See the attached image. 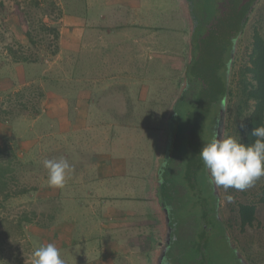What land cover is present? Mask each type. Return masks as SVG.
<instances>
[{
  "label": "crops",
  "instance_id": "1",
  "mask_svg": "<svg viewBox=\"0 0 264 264\" xmlns=\"http://www.w3.org/2000/svg\"><path fill=\"white\" fill-rule=\"evenodd\" d=\"M189 2L186 0V13L182 0H58L55 3V53L39 63L12 62V93L31 88L33 100L37 101V111L27 106L21 111L17 105H13L16 111L12 110V138L20 151L18 156L29 169L35 170L32 185L19 196L26 200L39 199L40 215L45 214L47 207L52 208L51 215L58 214L65 202L90 216H96V210H100L99 221H93L101 234L91 236L90 230L84 237L93 238L94 243L82 257V264H129L133 254H141L142 247L155 249L156 255L162 242L165 244L162 264H181L186 257L185 252L177 256L174 242L169 243L168 219L161 224V220H165L162 212L153 202L154 198L145 194L148 189L155 193L153 186H160L159 177L162 176L160 191L166 196L169 194L171 200L188 193L195 198L197 194L192 182L184 178V184L190 190L183 193L177 186L182 182L172 185L175 182L167 176L169 172L178 174L181 169L179 161L168 155L172 150V139L167 140L165 127L173 116L179 88L184 82L182 76L184 72L186 76L188 65L187 50H183V45H177V49L172 45L167 47L160 36L170 30H163L167 27L160 24L192 23L188 17ZM178 11L182 14L180 17ZM178 31L185 32V29ZM160 118L162 125L158 139L148 143L154 158L147 176L152 178L148 182L146 176L141 177L144 182L131 191L133 195L118 196L132 202L111 206L101 192H110L113 183L117 188L120 180L128 178V168L136 167L138 163L130 161L127 164L123 156H114L100 144L113 143L117 138L128 149L138 148L143 143L136 145V142L146 132L141 120L157 121ZM46 119L50 120L49 124ZM154 129L156 126L148 128L151 132ZM95 148L105 151L96 154ZM65 151V155L56 153ZM71 152H75L77 161L68 162L72 170L75 168L76 175L71 171L63 187L49 186L43 160L69 159ZM82 153L90 158L81 160ZM38 161L41 165L37 169L33 165ZM167 166L173 168L168 172ZM148 202L153 212L146 211ZM26 205V209L29 205L33 207L31 201ZM36 209H33L35 215ZM165 210L168 214L169 209ZM70 221L63 229L57 228L60 223L56 227L50 226L51 223L41 226V244H54L62 249V253L72 244H79L81 239H73L70 231L74 218ZM161 225L166 230L164 241L161 240L164 230ZM50 233L56 237H50ZM65 262L71 264V260Z\"/></svg>",
  "mask_w": 264,
  "mask_h": 264
},
{
  "label": "rangeland",
  "instance_id": "2",
  "mask_svg": "<svg viewBox=\"0 0 264 264\" xmlns=\"http://www.w3.org/2000/svg\"><path fill=\"white\" fill-rule=\"evenodd\" d=\"M0 1L6 8L3 13H0V62L2 64V66H0V149L3 150V153L0 154V162L4 164L7 160H9L12 166V150L15 151L17 154L20 153V151L17 150V144L15 139L12 138V110L16 111L13 105H15V102L18 100V98L21 99V101L23 100L27 107H32V105L35 104L37 101L33 100L32 92L30 91L31 88H23L20 89L19 93H15L16 91L12 93L11 78L13 60L12 55L6 50V47L12 46V50L15 52V55L25 57L30 61L32 60L37 63L42 62L46 58L53 55L56 44V39H54V36L55 32L57 31V24L55 22V3L58 0ZM164 1L165 0H161V2ZM252 1L255 2L252 6L251 11L249 12L246 23L243 26V29L240 28V32L242 30L241 36L236 35L234 41L237 46V50L232 67L233 73L239 69L240 65L244 61V55L246 53L247 48L249 47L251 34L254 28L257 27L260 33L264 35V0ZM252 1L192 0V3L189 2L190 8L188 11V17L190 18V21L192 20V23L186 24V22L184 21L185 23H182L183 27L182 24L176 23V21H174L173 24H160L161 27H167L163 28V30L170 29L160 34L162 38L161 41H163V43H166L167 47L168 45H172V48L174 49H177V45H183V50L186 49L187 55L189 53L191 57V60L189 61L187 66L189 76H192V74L201 76L204 73H206L207 75L208 67H211L212 69H217L220 66V69L222 70V62L225 61V53L222 49L225 41V29L227 27V21L223 20L225 18L227 20L229 19L228 21L230 22H234L235 19H238V14L236 15L235 19H232L234 18L233 14L231 15L232 17L230 15L228 16L229 6L227 5V3L229 5L237 6L239 5L238 3L242 2L245 6L246 4ZM178 14L180 17L181 12L178 11ZM19 16H21V18L23 19L21 20V22L18 20ZM214 16L218 21L215 22L216 24L211 23L210 21V19ZM179 17H177V19ZM182 19L184 20L183 16ZM202 19L205 20L204 22H206L204 26L202 24L197 23L199 20L202 21ZM216 26L218 29L216 28ZM234 26L235 29L239 27L237 22L234 24ZM181 28H184L185 32H179L178 29ZM25 30L26 32H28L27 35L25 33ZM186 34L187 38H185ZM185 44L187 45V48H185ZM210 56L212 63L210 62L207 65L206 63L208 62V58ZM235 78L233 79L235 80ZM230 79L232 80L231 76ZM185 81H187V79ZM21 95L26 96L20 98ZM28 98L30 100L26 101ZM38 99L39 98H37V100ZM190 101L191 99L188 100V102H182L180 105L182 108L185 109L186 112L191 109L192 102L190 103ZM141 121H143V125L146 126V132L144 133L143 137L140 136V139L137 140L136 145L143 143L139 145L138 148L133 147L128 149L124 145L122 146L121 141L115 137L113 143L108 142V144H100L102 145V149L108 150V152L114 154V156H123L127 164H129L130 161L138 163L136 167L128 168V178L120 180L121 184L119 185L117 183L119 185L117 188L116 184L114 185L113 183V187L109 189L110 192H101L103 197L107 199L106 202L111 203V206L117 207L119 205H126L127 203L132 202L130 200H127L126 197L118 196H123L125 193L127 195H133L134 193H131V191L136 190L138 188L137 186H139L140 183L142 185V183L144 182L143 180H141V177L146 176L148 182L152 178L151 175L147 176L148 170L150 171L149 167L152 164V157L154 158V154H150L151 147L148 143L150 141L152 142V140H155L156 138L158 139V131H160L161 129L162 118L157 119V121H154L153 119H145ZM185 121H187V118H184V122ZM46 122L47 124H49L50 120L46 119ZM154 122L156 123L155 125ZM204 123H206L207 127L205 126L203 129V141L206 142L207 137H209L210 135L207 121ZM154 126H156V129H154L152 132L148 130V128ZM8 133L10 134L8 135ZM23 136H25L24 133ZM231 136H233V133L231 134ZM98 137L101 138L100 135H98ZM189 139L192 141L194 140L192 136H190ZM129 144L132 145L133 142ZM177 144L178 148L181 149L185 157L194 156L195 152L193 151V148L191 146L187 147L186 145H184L183 140L178 138ZM173 145L174 142L172 143V146ZM174 147L176 146L174 145ZM99 149L100 148H95L96 154L105 151ZM56 153L65 155L67 152L65 151ZM171 153L172 150L168 153V155H171ZM71 154L72 158L66 160L71 161L72 159H76L77 161L75 152H71ZM87 158H90L88 154L83 155L82 153L80 155L81 160ZM148 162H150V164H148ZM40 165V161H38L33 166H36L38 169ZM172 168V166H167L166 170L169 172ZM34 171L35 170L32 167L29 169V167L26 166L24 163L18 165L15 171L16 183L28 185L27 187H30L32 185V177H34ZM75 171V168H73L71 174L76 175ZM178 171V174L173 175L171 174L172 172H169L167 174V176L175 182L172 183V185L181 181L182 184H178V188H180L183 193L187 192L190 189L187 190V185L184 184L183 180L185 178V181H187L188 177L186 176V174H189L191 180L188 181L192 182L191 185L193 183H195L196 185L197 194L194 195L195 198L191 197V193H188L185 195V197L174 196L171 200L169 194H167V197L164 192L160 191L161 180L163 181V176L159 177L160 186H153L155 193H152L148 189V192L145 194L147 196L151 195V197L154 198L153 202L155 203L158 210L162 212L165 218V222L166 217L169 216L172 223L176 222V228L174 229V231L179 237L177 242L180 241L181 235L186 234L190 230H198V226L196 224L197 222H200L198 220L200 217L199 214L201 212L202 206L205 207V210H210L211 208H214L213 211H215V213H218L220 211L219 214L224 224L222 223L221 226L212 225L210 229V238H204V240H209L208 245L213 244V242H216L214 236L218 237L220 242L223 244V227H226V225L228 226L231 224L228 230L229 237H231L230 240H232V242L237 247L236 249L239 254L243 257V260L246 261L247 264H264V177H260L254 182L251 187L247 188L244 191L229 189L228 192L225 193L223 188L214 189L213 185L209 183L207 170H195L193 168V165L186 163V165L184 164ZM194 172H196V174H194ZM131 173L134 176H132ZM90 185L92 186V184ZM131 187L134 188L129 190ZM164 188L167 190L165 186ZM81 190L84 191L82 187ZM159 192L161 193V197ZM74 195L76 196V192ZM226 195H231L232 200L230 202L225 199ZM216 197L219 198L220 203H214ZM24 200L26 202L31 201L33 207H30L29 205V209H26L27 205ZM13 201L14 202L12 203V199L8 200L7 203L10 204H7L5 209L4 207H0V264H31L33 248L35 246L37 247L39 243V239L36 237H39V235H41V230L39 229L41 228V226H47L48 223H51L49 224L50 226L53 224L55 227L60 223L61 225L57 228L63 229L64 224L71 223L72 221H70V219H72V217L74 218L75 223H72V228H70L71 235L73 239L81 240H78L79 244H72V246L65 248L63 250V253L62 249L59 250L60 256L63 257L61 258L64 261L71 260V264H82V257L84 255L86 256L88 247L90 246V244L94 243L93 238H84L87 233L91 230V236L101 234L97 231V226L94 223V221L96 222L97 219L99 221V209L96 210V216H90V214H87L86 212L80 213L81 208L77 207L76 209L71 203L65 202L63 207L59 209L58 214L51 215L52 208L47 207L46 210L44 209L45 214L40 215L39 212L41 211V209L39 207L41 204H39V199L26 200L25 198L21 199L20 196H18L13 199ZM83 202L84 201H82L81 203ZM237 202L255 203L256 220L252 226H246L244 229H240L238 225V215L236 211ZM3 204L5 205L6 202H4ZM36 205L38 206L35 207ZM33 208H37L36 211L38 212L34 217L32 216V214H30L31 209ZM148 208L149 209L146 210L147 212H153L152 206L149 202ZM165 209H169L170 213L168 210L167 214ZM24 214H27L26 217L28 219H31V223H24L22 232H20L19 229L15 230L14 225L13 227L7 226L2 221V218H4L5 216H8V218L10 219L13 218L15 220H18L20 217L23 218ZM37 222H39L41 225H38ZM58 229L56 230L58 231ZM51 231V233L55 232L53 228H51ZM51 233L49 236L55 238L56 236L51 235ZM198 239L199 238H196V240ZM224 247L225 249H223ZM223 248L222 250L225 251V255L223 256L225 258V263L228 262L229 255H231L232 260H235L234 264H241L239 261L236 260L234 254L232 255V253H234L233 250L231 253L226 247V244L223 245ZM132 256L133 257L129 264H151L150 261L155 256V249L147 250L146 247H142L141 254H139V256H137L136 254H133ZM183 258L189 259L190 257ZM65 264L68 263L65 262Z\"/></svg>",
  "mask_w": 264,
  "mask_h": 264
},
{
  "label": "trees",
  "instance_id": "3",
  "mask_svg": "<svg viewBox=\"0 0 264 264\" xmlns=\"http://www.w3.org/2000/svg\"><path fill=\"white\" fill-rule=\"evenodd\" d=\"M190 1L192 3V0ZM254 2L255 1L249 2L245 6L242 2L238 3L239 5L237 6L229 5L227 3V5L229 6L228 16H231L233 14L234 18L232 19H235L236 15L238 14V19H235L234 22H230L228 21L229 19L227 20L225 18L223 20L227 21V27L225 29L226 33L224 37L225 41L222 49L225 53V61L222 62L223 71L220 69V66L217 68L218 70L208 67L207 75L206 73H204L201 76L194 74H192V76H189L186 69L185 79H187V81L183 82L182 86L179 88L181 95L177 98V102L175 103L173 108V116L169 120H167L165 127L167 140L171 138L172 143L174 142V145L176 146L174 147L173 145L171 147V156L174 160L177 159L179 161L181 167L184 164L186 165V163H189L190 165H193V168L195 170L206 171L199 156V150L202 147L203 143H205V141H203V129L206 126V123L204 122L207 121L209 126L210 136L207 137L208 141L211 139V137L215 136L218 114L223 98H225L226 100L224 136H231V134L233 133V136L239 138L241 143H251L255 139L251 136L252 129L258 125H264V35L260 33L257 27L252 31L250 44L244 55V61L240 65L239 69L234 73L232 69L234 60L232 61L230 71L232 80L229 78V83H227V63L230 59L231 47L235 41L236 35L241 36L242 30L240 32V28L243 29V26L246 23L247 17L252 9ZM5 9V6L0 1V13H3ZM18 20L21 22V20L23 19L21 18V16H19ZM204 21L205 20L202 19V21L199 20L197 23L204 26L206 23ZM210 21L211 23L218 22L215 16L212 17ZM236 22L239 25L237 29L234 28V24ZM25 33L26 35L28 34L26 30ZM54 39H57V31L55 32ZM6 50L12 55L13 62H35L32 60L30 61L25 57L15 55V52L12 50V46H7ZM210 62L211 56L208 58V62L206 64L208 65V63ZM0 66H2L1 62ZM233 78H235V80ZM23 97L24 95L20 96V98ZM190 99V103L192 102V106L191 109L186 112L185 109L180 105L182 102H188V100ZM15 105H17L18 108L21 109V111H24L25 108H27L25 103L22 102L19 98L15 102ZM36 107V104H33L31 108H34V110L37 111ZM184 118H187V121L184 122ZM190 136L194 138L193 141L189 139ZM178 138L183 140L184 145H186L187 147L191 146L193 148V151L195 152L194 156H184L181 149L178 148ZM1 153H3L2 149H0V154ZM22 160L23 159L18 156L15 151L12 150V166L9 160H7L4 164L0 162V207H4V209L7 204H10L7 203L8 200L12 199L13 203V199L18 197L19 195H24V193L28 191L27 188L29 187L24 184L16 183V167L20 164H23ZM194 174H196V172H194ZM186 176L188 177V180H191L189 174H186ZM192 186L196 190L195 183H193ZM4 202H6L5 205L3 204ZM39 204H41V202H39ZM37 206L38 205H36L35 207ZM33 209H31V213L34 217L35 212L33 211ZM213 210L214 208L205 210V207L202 206L201 212L199 214L200 217L198 220L200 222H197L196 224L198 226V230H190L186 234L181 235L180 241L177 242V245L175 244V249H178V257L180 256V253L183 252H185L186 257H190L189 259H184L181 264H234L235 260H232L231 255H229L228 262H224L225 258L223 256L225 255V251L222 250V248L225 244L231 253L233 250L234 253H232V255L234 254L236 260L241 264H245L242 261L243 257L239 254L242 259L240 260V257L237 256V247L232 242V240L230 242L234 245V248L231 247L230 244H228V241L226 239L227 235L224 231L222 233L224 241L223 244L216 236H214L216 242H213V244L208 245L209 240H204V238H210V228L208 227H212V225H222V222L216 218L215 211ZM236 211L240 229H244L246 226L253 225L256 220L255 203L237 202ZM26 215L24 214V217H20L18 220H15L13 218L10 219L8 218V216H5L4 218H2V221L7 226L13 227L14 225L15 230L19 229L20 232H22L24 223H31V219H28ZM37 224L39 225V222H37ZM229 226H231V224L223 227V230L226 229L228 232ZM177 237L178 236L176 235V238ZM36 238L39 239L38 245H41L40 238ZM196 238L199 239L196 240ZM217 241L222 248L218 245ZM35 248L36 246L33 248V251ZM223 249H225V247ZM175 259L177 260V258Z\"/></svg>",
  "mask_w": 264,
  "mask_h": 264
},
{
  "label": "clouds",
  "instance_id": "4",
  "mask_svg": "<svg viewBox=\"0 0 264 264\" xmlns=\"http://www.w3.org/2000/svg\"><path fill=\"white\" fill-rule=\"evenodd\" d=\"M251 136L255 139L247 144L230 135H216L203 143L199 156L214 189L223 188L225 193L229 189L244 191L260 177H264V125L254 127ZM43 166L47 170L48 185L51 187H63L72 171V166L63 157L45 158ZM225 199L230 202L232 197L226 195ZM31 264H65V261L59 249L49 243L34 249Z\"/></svg>",
  "mask_w": 264,
  "mask_h": 264
},
{
  "label": "water",
  "instance_id": "5",
  "mask_svg": "<svg viewBox=\"0 0 264 264\" xmlns=\"http://www.w3.org/2000/svg\"><path fill=\"white\" fill-rule=\"evenodd\" d=\"M182 3H183V6H184L185 11L187 13L188 8H187L186 0H182ZM189 46H190V38H189ZM236 50H237V46H236L235 43H233L232 44V47H231V51H230V59L228 60V63H227V83H229L230 71H231V63L234 60V56L236 54ZM190 58H191L190 57V54L188 53L187 58H186L187 59V61H186V64L187 65H188L189 61L191 60ZM182 77H183L184 82H185V80H186L185 79L186 78L185 72H184V75ZM179 93L181 94L180 90L178 92L177 98L180 96ZM225 111H226V100H225V98H223L222 99V102H221V106H220V111H219V114H218L215 136L216 135L221 136V137L224 136ZM164 245L165 244L162 242L161 243V246H160L161 247L160 252H157V254L155 255V257H153L151 259V261H150L151 264H162V259H163L164 255H165V252H164L165 246ZM237 256L240 257L238 252H237ZM242 261L245 264H247L246 261H244V260H242Z\"/></svg>",
  "mask_w": 264,
  "mask_h": 264
},
{
  "label": "flooded vegetation",
  "instance_id": "6",
  "mask_svg": "<svg viewBox=\"0 0 264 264\" xmlns=\"http://www.w3.org/2000/svg\"><path fill=\"white\" fill-rule=\"evenodd\" d=\"M214 203H220L219 202V198L218 197H216V199H215V201H214ZM218 210V209H217ZM217 214V215H216ZM169 216V215H168ZM215 216H216V218L217 219H219L222 223H223V220H222V218L220 217V214H219V212L217 213H215ZM168 219V221H169V224H170V239L171 240H169V243H173V244H177V240L179 239L178 237L176 238V234L177 233H175V231H174V229L176 228V222H174V223H172V221H171V219H170V216L169 217H167L166 218V220ZM165 220L164 219H162L161 220V224H163V222H164ZM224 224V223H223ZM161 227H162V229H164V227H163V225H161ZM208 228H210L211 229V227H208ZM225 233H226V235H227V241H228V244H230V246L231 247H233L234 245L230 242L231 240H230V238H229V234H228V232H227V230L225 229V230H223ZM165 238H166V230L164 229V230H162L161 231V240L162 241H164L165 240ZM172 239H173V241H172ZM167 242H168V240H167ZM169 245V244H168ZM174 246H176V245H174ZM234 248V247H233ZM174 251H178V249L176 248V249H174ZM236 251V250H235ZM178 254V253H177ZM240 260H242L241 259V257L239 258Z\"/></svg>",
  "mask_w": 264,
  "mask_h": 264
}]
</instances>
